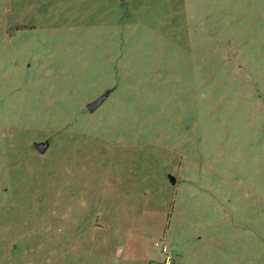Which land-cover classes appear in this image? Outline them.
<instances>
[{
	"label": "rangeland",
	"instance_id": "rangeland-1",
	"mask_svg": "<svg viewBox=\"0 0 264 264\" xmlns=\"http://www.w3.org/2000/svg\"><path fill=\"white\" fill-rule=\"evenodd\" d=\"M157 242L264 264V0H0V264Z\"/></svg>",
	"mask_w": 264,
	"mask_h": 264
},
{
	"label": "water",
	"instance_id": "water-1",
	"mask_svg": "<svg viewBox=\"0 0 264 264\" xmlns=\"http://www.w3.org/2000/svg\"><path fill=\"white\" fill-rule=\"evenodd\" d=\"M111 91L107 90L104 94H102L100 97L97 99L89 102L86 106L87 109L90 112L95 111L110 95ZM35 147L41 152L45 153L46 149L49 147V142L48 141H40V142H35L34 143ZM170 180L175 183V177L173 175H170Z\"/></svg>",
	"mask_w": 264,
	"mask_h": 264
},
{
	"label": "built area",
	"instance_id": "built-area-1",
	"mask_svg": "<svg viewBox=\"0 0 264 264\" xmlns=\"http://www.w3.org/2000/svg\"><path fill=\"white\" fill-rule=\"evenodd\" d=\"M157 246L160 247V249H161V251L163 253H166L165 264H170L171 263V255L168 254V252H169L168 244H166L164 242L163 243L162 242H157Z\"/></svg>",
	"mask_w": 264,
	"mask_h": 264
}]
</instances>
